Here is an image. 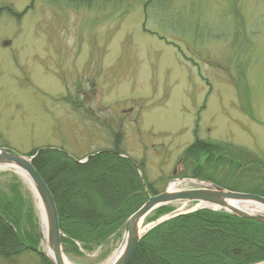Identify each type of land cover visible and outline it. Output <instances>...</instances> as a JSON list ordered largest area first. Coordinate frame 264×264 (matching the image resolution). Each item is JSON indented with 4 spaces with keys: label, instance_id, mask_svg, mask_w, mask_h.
Wrapping results in <instances>:
<instances>
[{
    "label": "rangeland",
    "instance_id": "rangeland-1",
    "mask_svg": "<svg viewBox=\"0 0 264 264\" xmlns=\"http://www.w3.org/2000/svg\"><path fill=\"white\" fill-rule=\"evenodd\" d=\"M0 10V147L83 159L119 137L161 193L198 139L218 147L200 153L202 175L238 192L263 186L264 0H0ZM0 201L21 231L34 221L39 233L36 198L10 168L0 169ZM122 239L120 230L88 251L74 241L78 253H64L101 264ZM0 264L41 263L26 250Z\"/></svg>",
    "mask_w": 264,
    "mask_h": 264
},
{
    "label": "trees",
    "instance_id": "trees-1",
    "mask_svg": "<svg viewBox=\"0 0 264 264\" xmlns=\"http://www.w3.org/2000/svg\"><path fill=\"white\" fill-rule=\"evenodd\" d=\"M113 143L111 150L94 153L83 163L54 148L41 149L32 161L53 196L64 252L69 248L78 253L74 241L88 251L117 235L126 219L146 201L145 188L155 193L139 175L137 164L118 154L122 153L120 138ZM214 149L218 147L195 140L180 159L184 166L180 178L209 180L238 191L202 175L200 153ZM189 167L192 171L187 176L183 172ZM247 192L264 197V184ZM3 203L0 201V258L9 261L26 250L33 251L30 247H37L39 233L34 232V221H28L29 232L21 231L19 215L7 211L9 205L13 209L12 204ZM169 212L168 205L159 207L148 216V222ZM33 252L41 264H51L43 253ZM127 264H264V224L221 210L178 214L149 229Z\"/></svg>",
    "mask_w": 264,
    "mask_h": 264
},
{
    "label": "water",
    "instance_id": "water-1",
    "mask_svg": "<svg viewBox=\"0 0 264 264\" xmlns=\"http://www.w3.org/2000/svg\"><path fill=\"white\" fill-rule=\"evenodd\" d=\"M38 149L33 155L19 154L14 151L0 147V168L21 169L29 177L32 187L39 200L44 220L45 234L40 231V241L45 240L44 254L50 260L51 264H66L64 261V252L61 244V233L58 223L57 209L53 196L38 171L32 164L33 159L39 153ZM122 156V155H121ZM90 156L79 163H83ZM178 181L182 183L196 184L198 187L169 189L171 182ZM164 191L157 194L147 193V200L133 212L124 222L123 247L121 252L113 259L110 264H127L135 247L143 234L156 224L165 220L167 216L160 217L154 222L142 226L141 223L145 217L156 208L176 201L196 202L198 205L212 206L217 209H223L235 215L238 218L250 219L264 224V214L252 213L233 206V202L255 203L264 209V197L258 194L238 192L229 190L208 181L177 178L173 179ZM144 232H141L146 227ZM38 251L37 248L31 247ZM47 251L50 255L47 254Z\"/></svg>",
    "mask_w": 264,
    "mask_h": 264
},
{
    "label": "bare ground",
    "instance_id": "bare-ground-1",
    "mask_svg": "<svg viewBox=\"0 0 264 264\" xmlns=\"http://www.w3.org/2000/svg\"><path fill=\"white\" fill-rule=\"evenodd\" d=\"M0 169H2V168H0ZM13 171L15 172V174H17L19 176L20 179L23 180L24 183H26L29 186V188L33 192L34 197L36 198V204H37V207H38V213H39V218H40V229H41V232H42V234L44 236V234H45V220H44V216H43V212H42L39 200H38V198L36 196V193H35V191H34V189L32 187L30 179L26 175V173L24 171H22L21 169H13ZM179 184H180V182H178V181L171 182L170 185H169V189H173V190L174 189H178L179 188ZM232 204H233V206H236L239 209H242V210L247 211V212H252V213H262L263 212L262 207L260 205H258V204H255V203H250L249 204V203H245V202H233ZM143 222L141 223L142 226H144ZM146 228H147V226L144 227L141 232H144V230H146ZM42 244H43V247L45 248L44 239L42 241ZM122 247H123V239L113 249V251L111 252L109 258L105 262H103L101 264H110L113 261V259L121 252ZM47 254L50 255V253L48 251H47ZM64 261H65L66 264H74L65 255H64Z\"/></svg>",
    "mask_w": 264,
    "mask_h": 264
}]
</instances>
